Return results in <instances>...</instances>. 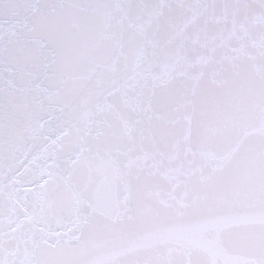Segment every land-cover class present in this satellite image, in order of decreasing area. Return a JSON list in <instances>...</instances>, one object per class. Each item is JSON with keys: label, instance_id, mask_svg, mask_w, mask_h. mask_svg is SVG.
Wrapping results in <instances>:
<instances>
[{"label": "snow or ice", "instance_id": "1", "mask_svg": "<svg viewBox=\"0 0 264 264\" xmlns=\"http://www.w3.org/2000/svg\"><path fill=\"white\" fill-rule=\"evenodd\" d=\"M0 264H264V0H0Z\"/></svg>", "mask_w": 264, "mask_h": 264}]
</instances>
